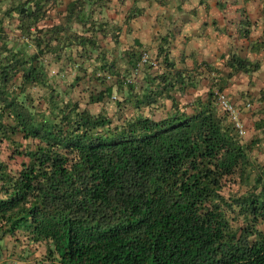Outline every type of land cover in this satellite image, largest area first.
Returning a JSON list of instances; mask_svg holds the SVG:
<instances>
[{"label": "trees", "instance_id": "1", "mask_svg": "<svg viewBox=\"0 0 264 264\" xmlns=\"http://www.w3.org/2000/svg\"><path fill=\"white\" fill-rule=\"evenodd\" d=\"M119 1L129 34L152 0ZM110 3L0 0V264H264V136L238 137L218 69L126 45Z\"/></svg>", "mask_w": 264, "mask_h": 264}, {"label": "crops", "instance_id": "2", "mask_svg": "<svg viewBox=\"0 0 264 264\" xmlns=\"http://www.w3.org/2000/svg\"><path fill=\"white\" fill-rule=\"evenodd\" d=\"M70 1L72 0H58V10L64 11ZM157 1L140 4L144 14L129 24V34L126 33L124 15L120 10L114 16L108 8L104 16L111 24L122 27V40L126 45H133L138 41L144 49L155 54L161 46L167 44L177 67L192 69L205 64L207 68L218 69L221 77L218 82L220 86H225L223 93L240 111V116L247 125L245 139L251 138L253 134L263 137V131H254V124L264 119V99L260 98L261 92L264 93V0H185L180 3L178 0ZM173 1L174 6H169ZM154 4L162 7L158 5V19L151 22ZM190 4H193L192 7ZM245 29L248 34L243 33ZM232 55L257 62L260 67L253 73H237L225 79L224 83L222 79L229 72L225 62ZM203 70L204 73L198 79L200 83H204V77H209L208 87L209 81L213 82V76L206 67ZM212 88L213 91L218 90Z\"/></svg>", "mask_w": 264, "mask_h": 264}, {"label": "built area", "instance_id": "3", "mask_svg": "<svg viewBox=\"0 0 264 264\" xmlns=\"http://www.w3.org/2000/svg\"><path fill=\"white\" fill-rule=\"evenodd\" d=\"M148 59H149L148 54L145 52L138 66H140V64L146 63ZM213 92H214L215 100L217 101L220 110L228 115L230 121L234 125L238 137L243 138L246 134V131L240 120V114L238 112V109L229 101V99L223 92H220L218 90H214ZM247 107H249V105H247Z\"/></svg>", "mask_w": 264, "mask_h": 264}, {"label": "rangeland", "instance_id": "4", "mask_svg": "<svg viewBox=\"0 0 264 264\" xmlns=\"http://www.w3.org/2000/svg\"><path fill=\"white\" fill-rule=\"evenodd\" d=\"M162 1H166V0H161ZM160 2V0L157 1V3ZM142 4V3H141ZM120 1L119 0H111V3H110V7H109V10H111V12L114 14V16H116V14L118 13L119 14V10H120ZM159 5V4H158ZM158 5H155L154 4V7H152L151 9V22H156L155 19H158V12L160 8H158L159 6ZM191 7L193 4H190ZM128 6V5H127ZM169 6H174V1L171 3V5ZM162 7V6H160ZM157 10V11H156ZM153 29V28H152ZM151 29V30H152ZM138 34V32H136ZM152 35V31H151V34ZM31 249V254L29 256H27L28 258H23L22 261L20 260H16V258L14 259H10V263L11 264H36L37 261L41 260V258L43 257V248L42 247H30ZM34 252V253H32ZM4 258V257H3Z\"/></svg>", "mask_w": 264, "mask_h": 264}]
</instances>
